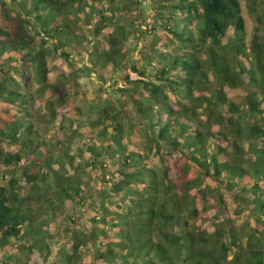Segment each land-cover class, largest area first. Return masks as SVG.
Wrapping results in <instances>:
<instances>
[{"label":"trees","instance_id":"16d2710c","mask_svg":"<svg viewBox=\"0 0 264 264\" xmlns=\"http://www.w3.org/2000/svg\"><path fill=\"white\" fill-rule=\"evenodd\" d=\"M146 1L0 0V143L16 148L0 146V264H17L13 239L37 264L57 235L67 239L57 264H264V0H246L260 25L248 42L239 0ZM134 10L150 31L122 22ZM97 37L108 48L93 44L76 75L137 72L118 90L136 121L104 100L83 134L93 142L74 154L80 124L63 111L71 96L56 97L48 58L69 61L68 46ZM76 75L56 77L76 86ZM101 162L113 170L90 185L85 168Z\"/></svg>","mask_w":264,"mask_h":264},{"label":"rangeland","instance_id":"374dc122","mask_svg":"<svg viewBox=\"0 0 264 264\" xmlns=\"http://www.w3.org/2000/svg\"><path fill=\"white\" fill-rule=\"evenodd\" d=\"M241 3L242 8V15L245 19L246 24V41L248 42L249 39L252 37V34L255 32V28L260 26L258 25L256 19L254 16L250 14L247 8V1L246 0H239ZM143 3H147L146 0H143ZM141 10H134L133 13L127 14V16L124 17V20L122 21L126 25L133 23L134 28L142 27L143 29H146L147 31H150V27L152 25L151 21H149L147 18L146 20L141 15ZM264 11V5L260 9V12ZM147 16L149 18H154L155 13L152 12L149 8L147 9ZM146 16V17H147ZM260 33V31H259ZM149 37V36H148ZM147 38V37H146ZM145 38V39H146ZM132 38L128 39L127 43L129 44L131 42ZM145 40L139 41L138 48H136V52L133 54V58H137L138 60L141 59V54L139 50L142 49L144 46L143 43ZM97 46L100 50L107 49L108 45L107 43L102 40L100 37H97L95 42H88L84 41L81 45H72L68 46L66 48V51L70 53L69 61H62L60 59L59 55L53 54L51 57L48 58V64L51 68V73L49 77L54 80L56 79V82L58 83V86L55 90L56 97L58 99H62V97L65 96V94H68L71 96L70 101L64 105L63 111L68 114V116H71L76 119V123H79L78 127V133L81 134V136H76L73 140L72 144V152L74 154H79L78 152L80 149L84 148L85 145L88 143L93 142L91 139L83 136V134H87L92 131V128L90 125L87 124V121L90 119L96 118V114L93 113L92 108H95L97 106H100L104 100L111 101L112 104L123 105V114L124 119L123 122L127 124L128 120L136 121V113L132 106V103L130 101V98L125 95V93L119 92L118 90L120 88H123L124 86H128L125 84V75L128 74L129 78L131 80H139L142 79L140 75L137 74V72L132 71L129 68L125 69H115L111 66L107 67H101L98 68L97 73H88L86 71H83L81 74L76 75V72L78 71V68H81L84 66V64L89 63L88 59L91 57L89 55V50L91 49L92 45ZM172 45L169 47V49H172ZM157 61H154L151 63V67L148 65L145 69V71L150 74L151 71H153L152 67L157 66ZM61 72L66 73H75L77 82L76 86H72L71 83L67 79H58L56 76L59 75ZM28 79H23V82H27ZM35 86L34 88H36ZM227 95L229 98L233 100L239 101L241 99V96L243 95V89L242 88H227L226 89ZM261 106L264 108V101L262 102ZM0 107H7L6 104L0 103ZM79 109V112L77 111ZM79 114H78V113ZM138 127V126H137ZM136 127V128H137ZM53 136L54 134L51 133ZM93 135H96L93 133ZM132 141L137 144L140 141L139 133L137 130H134ZM0 146L3 147L6 150L13 151L15 150V146L8 145L6 143H0ZM85 157L89 156V153H84ZM2 167V166H0ZM108 168V169H107ZM35 168H30V172H34ZM86 172L89 173V175L92 178H95L96 181L90 182V185H97L99 182L106 181L109 177V172L113 170L111 167H106L102 162L99 164L97 168L88 167L85 168ZM72 172V170H70ZM7 181L6 179H2L0 177V184H4ZM228 202H229V210L232 213V215L236 216V223L240 224L243 219L245 218L243 215H236L233 211L235 208V204L233 202V198L231 196H226ZM91 212V211H90ZM87 210H85L83 213L79 215L77 218V225H86L88 224V220L90 218V214H93L94 212L90 213ZM62 226V224H61ZM27 242L26 239H20L15 240L13 239V247L10 248V252L14 255V257L18 258L17 264H32V260L28 259L27 256H25L24 252H21L20 250H17V245L24 244ZM67 239L63 235H57V238L53 239L50 245V253L47 255L46 258L40 257L37 259V264H57V261L59 259V253L60 248L66 247ZM84 259L82 263H87L90 261V256L88 251L84 252ZM28 260H30L28 262ZM14 262V260H13ZM13 262H11L13 264Z\"/></svg>","mask_w":264,"mask_h":264}]
</instances>
